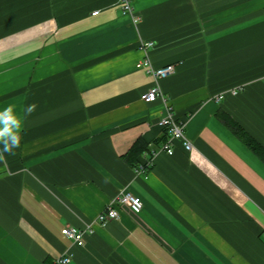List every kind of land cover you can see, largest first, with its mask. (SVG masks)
I'll return each mask as SVG.
<instances>
[{"label": "crops", "instance_id": "crops-1", "mask_svg": "<svg viewBox=\"0 0 264 264\" xmlns=\"http://www.w3.org/2000/svg\"><path fill=\"white\" fill-rule=\"evenodd\" d=\"M134 5L137 23L118 0H0V110L37 104L0 160V264H264V161L226 121L264 145V0ZM143 40L172 75L138 68ZM155 84L191 151L161 149ZM139 138L145 174L123 158ZM123 190L142 211L95 222ZM92 224L83 246L62 233Z\"/></svg>", "mask_w": 264, "mask_h": 264}, {"label": "built area", "instance_id": "built-area-1", "mask_svg": "<svg viewBox=\"0 0 264 264\" xmlns=\"http://www.w3.org/2000/svg\"><path fill=\"white\" fill-rule=\"evenodd\" d=\"M118 5L123 14L130 15L133 17L135 23L140 21V16L137 14L134 0H118ZM99 11L93 12L98 14ZM153 41L143 40L140 42V48L144 51L145 57L140 60L137 64L138 68L144 69L149 73L155 81H160L172 75L176 67L174 64H168L162 67H155L149 57L148 51L154 47ZM142 99L146 102H154L157 99H162L168 107L167 114L160 120V125L165 128L168 132V139L162 144L161 149L168 154L172 155L175 151L174 142L179 140L184 144L186 150L191 151L193 148L192 141L188 138L185 133V123L177 121L175 114L172 111L171 104L164 96L161 87L155 84L149 88L142 95ZM154 164V155L150 157L149 161L145 164H139L136 169L137 173L145 174L149 167ZM144 206L143 199L140 195L135 194L131 190H123L121 194L114 197L109 201L104 210H102L96 217L95 222L105 224L112 220H118L122 216V209L129 208L134 214H138L142 211ZM93 224L89 226L88 230H81L74 226H66L62 229L64 236L71 238L77 245L83 246L85 244V235L87 231L93 232ZM71 261V256H64L57 260L58 264H68Z\"/></svg>", "mask_w": 264, "mask_h": 264}, {"label": "clouds", "instance_id": "clouds-1", "mask_svg": "<svg viewBox=\"0 0 264 264\" xmlns=\"http://www.w3.org/2000/svg\"><path fill=\"white\" fill-rule=\"evenodd\" d=\"M37 108V104H27L23 114L16 113L14 106L9 105L0 110V160L4 154L15 155V150L21 146L24 120Z\"/></svg>", "mask_w": 264, "mask_h": 264}, {"label": "trees", "instance_id": "trees-1", "mask_svg": "<svg viewBox=\"0 0 264 264\" xmlns=\"http://www.w3.org/2000/svg\"><path fill=\"white\" fill-rule=\"evenodd\" d=\"M227 124L236 133V135L264 161V145L257 141L251 134H249L242 126L238 123L232 122L227 117ZM168 135L167 130L165 129ZM149 150V144L143 138L137 139L131 146L129 151L123 155L124 160L134 168L139 165V157L145 154ZM151 167L148 168L147 172ZM42 264H58L57 261L52 258H46Z\"/></svg>", "mask_w": 264, "mask_h": 264}]
</instances>
